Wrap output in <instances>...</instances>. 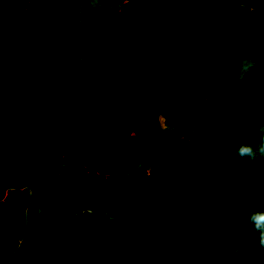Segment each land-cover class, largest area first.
<instances>
[{"label": "trees", "instance_id": "16d2710c", "mask_svg": "<svg viewBox=\"0 0 264 264\" xmlns=\"http://www.w3.org/2000/svg\"><path fill=\"white\" fill-rule=\"evenodd\" d=\"M261 128L264 0H0V264H264Z\"/></svg>", "mask_w": 264, "mask_h": 264}, {"label": "clouds", "instance_id": "9594fccd", "mask_svg": "<svg viewBox=\"0 0 264 264\" xmlns=\"http://www.w3.org/2000/svg\"><path fill=\"white\" fill-rule=\"evenodd\" d=\"M89 2L96 7L100 0H89ZM238 70L235 72V78L240 81L246 80L253 71H260L261 65L254 56L247 53L242 54L238 61ZM264 133V128L257 130V134ZM240 143L235 148V156L240 159L255 160L257 157L264 158V140L260 143H250L246 139L245 133L239 137ZM255 231L259 234V244L264 247V210H258L255 204L250 208L247 207L245 214Z\"/></svg>", "mask_w": 264, "mask_h": 264}, {"label": "rangeland", "instance_id": "374dc122", "mask_svg": "<svg viewBox=\"0 0 264 264\" xmlns=\"http://www.w3.org/2000/svg\"><path fill=\"white\" fill-rule=\"evenodd\" d=\"M159 118H160V121L162 123V126H165L164 117L163 116H160Z\"/></svg>", "mask_w": 264, "mask_h": 264}]
</instances>
